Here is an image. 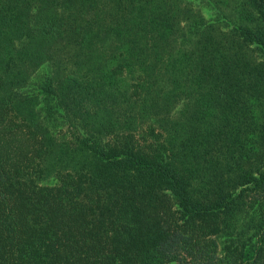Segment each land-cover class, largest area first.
I'll return each instance as SVG.
<instances>
[{
  "label": "trees",
  "instance_id": "obj_1",
  "mask_svg": "<svg viewBox=\"0 0 264 264\" xmlns=\"http://www.w3.org/2000/svg\"><path fill=\"white\" fill-rule=\"evenodd\" d=\"M0 264H264V0H0Z\"/></svg>",
  "mask_w": 264,
  "mask_h": 264
},
{
  "label": "rangeland",
  "instance_id": "obj_2",
  "mask_svg": "<svg viewBox=\"0 0 264 264\" xmlns=\"http://www.w3.org/2000/svg\"><path fill=\"white\" fill-rule=\"evenodd\" d=\"M202 12L204 13V15H205L206 17L209 16V11H208L207 9L203 8V9H202ZM42 71H45V68H42Z\"/></svg>",
  "mask_w": 264,
  "mask_h": 264
}]
</instances>
